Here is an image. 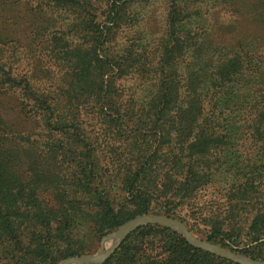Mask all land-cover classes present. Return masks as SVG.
Segmentation results:
<instances>
[{
	"label": "trees",
	"instance_id": "16d2710c",
	"mask_svg": "<svg viewBox=\"0 0 264 264\" xmlns=\"http://www.w3.org/2000/svg\"><path fill=\"white\" fill-rule=\"evenodd\" d=\"M132 1L122 0L118 4V0H113L119 5L113 8L124 10ZM9 4L12 7L24 4L36 14L46 9L51 16L62 17V27L72 13L82 20H74L71 28L63 27L66 31L56 29L57 23L43 26L44 31L40 29L39 34L50 28L58 34L46 39L44 46L33 45L29 49L37 57L44 52L64 71L62 84L54 89L47 90L18 77L15 67L7 61L9 56L0 40V93L21 94L30 102L19 103L25 109L28 105L27 109L34 114L32 118L36 116L35 120L48 136L42 144L55 145L58 150L68 152L62 140L52 144L50 136L54 131H72V134L74 130L82 131L78 125L81 112L109 118L126 144L123 151L115 148V174L105 175L96 169V155L90 148L83 156L90 161L75 163L66 175L57 174L49 179L47 169L42 170L43 174L35 172L25 179L9 171L16 160L10 155L34 142L30 134L12 127L0 115V264H56L61 258L88 252L93 241H99L101 236L135 216L154 213L177 218V208L212 181L209 165L205 161L200 164L194 155L208 154L211 134L216 133L214 129L224 131L227 117L248 104H244L241 86L231 84L243 64L240 59L246 54L243 44L238 41L230 46L225 60L230 62L227 64L230 70L226 71L225 65L221 70H210L199 91L195 88L186 93L177 84L168 85L167 91L163 85L152 99L139 105L125 101V105L120 101L122 93L114 84L112 72L118 77L125 76L136 63L139 66L135 68L141 69V55L135 56L132 49L122 54L111 51L115 28L120 26L116 20L118 13L112 14L113 8L107 17L111 25L100 26L93 20L95 14L89 2L88 8L80 6L78 0H10ZM80 11H86L90 19L84 18ZM88 28H92L91 32ZM93 70L98 80L96 84H86ZM186 95L190 99L184 102ZM257 125L253 122L252 127L259 128ZM75 153V150L70 152ZM118 191L126 197H120ZM113 193H119V198ZM178 193H182L180 199H172ZM159 196L164 202L158 200ZM169 203L172 205L168 206ZM128 204L131 207L126 210ZM257 219L263 229L251 236L250 242H257L255 251L264 247V215H258ZM206 240L229 248L214 234ZM239 252L264 261L259 252ZM102 264L235 263L190 246L182 236L167 228L147 225L129 234Z\"/></svg>",
	"mask_w": 264,
	"mask_h": 264
},
{
	"label": "rangeland",
	"instance_id": "374dc122",
	"mask_svg": "<svg viewBox=\"0 0 264 264\" xmlns=\"http://www.w3.org/2000/svg\"><path fill=\"white\" fill-rule=\"evenodd\" d=\"M3 1L2 4L0 2V40L16 75L47 90L62 84L64 71L44 52L37 57L29 49L33 45L44 46L46 39H53L58 34L51 28L39 34L43 26L57 23L56 29L71 28L74 20L80 21V17L70 14L62 27V17L56 14L53 17L46 9L36 14L24 4L12 7L10 0ZM78 1L86 8L89 2V8L91 10L92 7L95 14L93 20L103 26L111 25L107 19L109 9L119 6L122 0H118V4L113 0ZM128 4L124 10L113 8L112 14L118 13L119 19L116 20L120 26L115 28L111 51L122 54L132 49L134 55H141V69L135 68L139 66L136 63L125 76L118 77L115 71L112 72L116 79L114 84L122 93L120 101L123 104L126 101V104L133 102L139 105L152 99L163 85L167 91L168 85L176 84L182 86L186 93L195 88L199 91L210 70L220 69L223 65L226 71L230 70V65H227L230 62L225 61L229 48L238 41L243 44L246 54L240 58L243 64L231 84L241 86L244 104H248L227 117L224 131L218 127L214 129L216 133L211 134L212 146L208 154L194 155L197 162L205 161L209 165L212 181L181 204L175 217L182 219L201 239L206 240L214 234L228 249L259 252L264 256V247L255 251L253 247L257 242H250L252 234L263 229L257 216L264 215V0H133ZM82 14L90 19L86 11ZM79 34L82 35V31ZM97 80L96 70H93L86 84H96ZM189 99L188 95L184 96V102ZM19 102L30 103L21 94L0 93V115L12 127L30 134L34 142L31 147L26 145L20 152L10 155L16 159L9 167L13 175L27 179L33 173L43 174L42 170L47 169L49 179L57 174L66 175L75 163L88 162V157L83 156L90 148L96 155V169L105 175L116 173L115 148L123 151L126 142L113 128V121L109 122V118L81 112L78 125L82 131L71 129L76 131L75 134L72 131H54L50 136L52 144L62 140L68 148V152L66 149L60 151L58 146L42 144L49 139L48 136L38 125L36 116L32 118L34 114L27 109L28 105L25 109ZM253 122L259 128H253ZM73 150L76 155L70 154ZM118 192L120 197H126L123 192ZM119 193L113 195L118 199ZM181 194L172 199H180ZM157 198L164 202L163 197ZM130 207L128 204L126 210ZM109 244L108 241L105 246ZM98 248L99 241H93L84 254H93ZM65 258L57 260L56 264Z\"/></svg>",
	"mask_w": 264,
	"mask_h": 264
},
{
	"label": "water",
	"instance_id": "95a60500",
	"mask_svg": "<svg viewBox=\"0 0 264 264\" xmlns=\"http://www.w3.org/2000/svg\"><path fill=\"white\" fill-rule=\"evenodd\" d=\"M147 225H157L167 228L182 236L190 246L196 249H201L235 264H264L263 260L254 259L249 255L197 237L189 230L183 221L177 218L165 214L154 213H144L135 216L123 222L111 232L101 236L99 240V248L95 253L67 257L57 264H102L119 248L129 234L138 228ZM108 241L110 244L105 246Z\"/></svg>",
	"mask_w": 264,
	"mask_h": 264
}]
</instances>
